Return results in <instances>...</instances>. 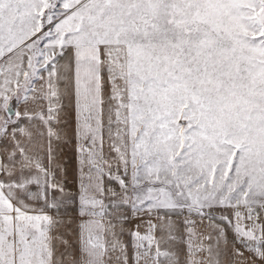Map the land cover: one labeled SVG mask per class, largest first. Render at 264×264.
I'll return each instance as SVG.
<instances>
[{
    "label": "snow or ice",
    "instance_id": "snow-or-ice-1",
    "mask_svg": "<svg viewBox=\"0 0 264 264\" xmlns=\"http://www.w3.org/2000/svg\"><path fill=\"white\" fill-rule=\"evenodd\" d=\"M256 260L264 0H0V264Z\"/></svg>",
    "mask_w": 264,
    "mask_h": 264
},
{
    "label": "crops",
    "instance_id": "crops-1",
    "mask_svg": "<svg viewBox=\"0 0 264 264\" xmlns=\"http://www.w3.org/2000/svg\"><path fill=\"white\" fill-rule=\"evenodd\" d=\"M60 62L61 64L64 63L63 60ZM44 76H47L46 72ZM42 83L43 81H39L36 87L39 88ZM64 103L65 108L62 113V121H66V123L62 122L61 125H59V128L63 130V139L59 142L53 141V147L55 148L56 154L55 163L60 166L57 173L58 179L64 183L66 190L75 194L78 184L77 141L74 135L75 113L71 98L65 99ZM15 104L16 102L13 101V106H15ZM73 208V204L67 207V215L72 213ZM68 210L70 213H68Z\"/></svg>",
    "mask_w": 264,
    "mask_h": 264
},
{
    "label": "rangeland",
    "instance_id": "rangeland-1",
    "mask_svg": "<svg viewBox=\"0 0 264 264\" xmlns=\"http://www.w3.org/2000/svg\"><path fill=\"white\" fill-rule=\"evenodd\" d=\"M73 211L72 213L69 212L68 210V214L66 218H72V219H78V213H77V205L76 204H73ZM134 223H139V221H134ZM208 224H209V221L205 220L204 223L202 225H200V230L203 231L205 234H208L211 232V229L208 227ZM132 225H129V227H131ZM141 231H143V229H141ZM159 234V233H158ZM213 235H215L213 233ZM232 237H233V233L230 231L229 232V240H232ZM75 239V236L73 235V240ZM125 241L127 242L128 241V237L125 236L124 237ZM237 248H240L241 245L240 244H236L235 245ZM229 247H231V244L229 245ZM243 251V249H241ZM244 255L247 256V257H252V253L249 252V251H245L244 252ZM256 264H260V261L259 260H256Z\"/></svg>",
    "mask_w": 264,
    "mask_h": 264
}]
</instances>
